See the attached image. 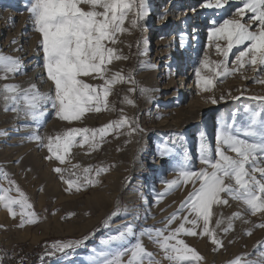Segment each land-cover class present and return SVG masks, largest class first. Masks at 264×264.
<instances>
[{"label": "rangeland", "instance_id": "rangeland-1", "mask_svg": "<svg viewBox=\"0 0 264 264\" xmlns=\"http://www.w3.org/2000/svg\"><path fill=\"white\" fill-rule=\"evenodd\" d=\"M166 1L162 0L154 5L157 13H152L151 20L147 22L150 25L146 33V22L142 24L139 21L140 26L133 28L126 21L129 31L118 35L117 44L109 45L126 58L113 60L107 66L109 71L106 75L110 78L112 74L120 72L126 82L118 81L111 85L106 109L100 112H86L79 120L71 123L55 116L56 123L42 132L45 126L41 125L37 127L38 131L19 123L15 127L6 128L13 111H6L7 106L0 98V180L2 177L6 179L3 185H0V196L21 199L20 193H23L27 203L31 205V208L24 209L19 204L12 205L15 216H11L0 202V246H21L28 250L38 248L44 252L47 263H54L57 259V264H97L102 259L101 252L108 254L131 248L139 238L146 251L153 254L155 261L159 264H170L163 258V253L157 245L147 235L141 236L140 233L145 229L165 228L168 218L177 213L181 203L193 190L191 182L185 184L181 180L171 187L166 182L177 180L181 170H199L202 167L197 153L202 133L205 139L206 131L213 136L218 121L228 124L235 121L237 126H240L251 114L256 113L259 119V114L264 113V100L255 99L264 97V82H257L264 81V70H254L252 66L237 68L228 76L218 78L210 91H205L201 86L198 88V103L195 109L180 115V109L189 102L188 95L184 98L177 97L176 100L172 99L174 94L166 98L180 88L179 77L174 78L175 87L170 90L163 88L167 80H161V76L154 77L159 66L163 64L155 60V38L159 36L157 31L160 29L156 25L158 16L161 15L162 6ZM5 2L3 9L17 12V16L13 15L8 29L16 32V25L25 20L26 30L21 32L28 34L26 40L32 41V46L42 54V58L40 36L34 31L32 19L27 11L30 0ZM23 3H26L25 7L20 6ZM237 3L238 0H232L231 6H226L224 10H206L209 11L207 13H221V18L217 20L219 23L224 18H232L231 14L235 12ZM82 7L87 10V5ZM191 21L194 20L191 18ZM192 26L189 22L186 32L184 31L188 38L191 37ZM171 32L172 30H169L168 34ZM3 38L1 35L0 49L4 50ZM201 42L194 68L206 53L212 61L222 58L216 53L212 41L210 44L213 46L207 47L206 35L202 36ZM217 42L222 46L225 43ZM145 50L147 51L144 52ZM236 51L234 48L233 54L229 55V61L235 60ZM11 54L12 52H6L7 56ZM189 67L185 63L181 70L185 73ZM234 67L236 66L232 63L228 64L230 71ZM19 76L16 74L15 78ZM81 79L93 85L103 84L102 80L90 76ZM130 79H134L136 84L127 82ZM52 88L50 84L48 91ZM129 88L136 90L129 92ZM140 89L145 91L142 93ZM213 98L216 103L211 102ZM127 100L133 103L129 104ZM53 113L52 111L51 114ZM122 117L126 118L123 126L108 128L103 134L97 131L94 136L92 131H89L85 133L88 139L83 144L81 141L84 137L75 134L68 152L60 150V154L65 157L64 163L56 160L55 138L58 135L70 128L99 130L109 122H119ZM169 118L176 120V125L166 122ZM26 129L28 132L19 133L20 130ZM33 135L43 137L45 145L48 143L47 138L52 137L53 153H49L47 147L38 141L30 139ZM209 144L215 147V135ZM161 152L165 154L161 155ZM192 152L195 153V160H191ZM47 156L52 158L45 159ZM157 156L162 160L161 167L156 163ZM170 163L173 165L172 170L164 173ZM55 168H61L62 173L55 172ZM85 168H90V171L85 173ZM73 173L75 175H72ZM67 179L75 181L71 189L64 182ZM147 185L148 188H144ZM17 188L20 193L16 191ZM224 198L228 203L214 204L209 222V228L214 230L219 245L212 244L207 235L188 236L181 233L177 237L202 257L191 264H229L236 258H239V264H264V227L258 226L264 224V212L253 215L245 211L241 202L227 196ZM21 212L25 214L23 226H20ZM29 213H35L32 217L35 222H27ZM234 213L241 215L235 218ZM185 215H188L186 210L180 211L177 218L168 225L169 229H175ZM217 219L223 221L219 226L216 225ZM199 224L197 232L202 230L203 221ZM126 225L132 226L134 234L126 236L123 241H110L111 237L125 231ZM185 227L190 228L192 225L186 224ZM225 228L229 230L225 232ZM164 234L167 235V231ZM73 241L81 243L66 247L63 251L52 247L56 242L67 244ZM129 256L130 253L123 256L122 260L126 262ZM145 264H148L147 260Z\"/></svg>", "mask_w": 264, "mask_h": 264}, {"label": "snow or ice", "instance_id": "snow-or-ice-1", "mask_svg": "<svg viewBox=\"0 0 264 264\" xmlns=\"http://www.w3.org/2000/svg\"><path fill=\"white\" fill-rule=\"evenodd\" d=\"M231 3L232 0H201L200 7L219 11L224 10L226 6L230 7ZM82 5H87V10ZM27 11L32 19L34 31L40 36L42 66L53 88L47 93H41L35 85L20 89L18 85L4 84L0 88V98L6 105L9 103L12 105L10 109L6 107L5 110H11L18 115L23 113L33 121L42 123L49 114L50 107L58 119L71 123L79 120L86 112H100L106 109L111 85L118 81L126 82L120 72L112 74L110 78L106 75L109 71L107 66L113 60L126 58L120 56L117 50L109 45L117 44L118 35L129 31L126 21L133 28L140 26L139 21L148 14L146 0H30ZM231 15L232 18H224L219 23L212 21L208 38L214 43L216 53L222 58L212 61L206 53L199 60L194 70L197 88L203 86L205 91H210L218 78L228 76L237 68L252 66L254 70H264V0H238L235 12ZM217 41L225 43L222 46ZM234 48L237 50L234 53L235 60L229 61V55L233 54ZM229 63L236 66L231 71L228 68ZM20 69L19 59L0 54V80L8 79L9 74L15 75ZM87 76L102 80L103 84L86 83L81 77ZM127 82L136 84L134 79ZM135 90L129 88L128 91ZM140 91L143 93L145 90ZM255 99L264 100V97ZM211 102L217 101L213 98ZM127 103L133 102L127 100ZM125 123L126 118L122 117L119 122H109L99 130L68 129L55 138L56 160L64 163L65 157L60 154V150L68 152L75 134L84 137L81 141L83 144L88 139L85 133L92 131L94 136L99 131L103 134L108 128L123 126ZM30 139L38 141L47 147L49 153H53L52 137L47 138L46 145L43 143L44 138L39 135H33ZM199 163L202 165L199 170H181L177 180L166 182L169 187L181 180L185 184L191 182L193 190L181 203L177 213L168 218L165 228H150L140 233L141 236L147 235L157 245L163 253V258L170 264H191L192 261L202 259L192 247L177 238L181 233L188 236L207 235L212 244L219 245L214 230L209 228V222L212 206L228 203L224 196L241 202L245 206V211L253 215L264 212V113L259 114V119L256 113L251 114L240 126H237L235 121L231 124L221 123L216 130L214 148L205 141L202 133ZM53 170L57 173L63 171L61 168ZM89 171L90 168L84 169L85 173ZM64 182L69 189L75 183L71 179ZM16 191L20 193L18 188ZM20 197L21 199H11L7 195L0 196V202L11 216H15L12 208L14 204H19L22 209L31 208L23 193H20ZM185 210L188 215L181 218L175 229H169L168 225L177 218V214ZM24 215L21 212L20 226L25 223ZM28 215L30 218L27 222H35L32 219L35 213ZM240 215L234 213L233 217L239 218ZM201 220L202 230L197 232ZM222 222L221 219H217L216 225L219 226ZM186 224L192 227L186 228ZM258 226L264 227V224ZM228 230L224 229L225 232ZM166 231L167 235L164 234ZM133 234L132 226L126 225L125 231L111 237L110 241H123L126 236ZM80 243L81 241L67 244L56 242L52 247L63 251L66 247ZM129 253L128 260L123 261L122 257ZM100 256L102 259L97 264H145V260L148 264H159L154 260L153 254L146 251L139 238L131 248L108 254L101 252ZM229 264H239V258Z\"/></svg>", "mask_w": 264, "mask_h": 264}, {"label": "bare ground", "instance_id": "bare-ground-1", "mask_svg": "<svg viewBox=\"0 0 264 264\" xmlns=\"http://www.w3.org/2000/svg\"><path fill=\"white\" fill-rule=\"evenodd\" d=\"M5 1L9 0H0V36L2 35L4 37L2 41L4 50L0 49V54L7 56L6 52H12L10 57L19 59L21 63V69L17 73L20 75L18 78H15L16 74H9L8 79L1 80L0 88H2L4 84L18 85L20 89H27L30 85H35L41 93H47L49 92L48 88H50L51 82L47 80L45 71L42 66V54L35 50V48L32 46L33 43L31 40H29V42L28 40H26L28 34L26 32H21V30L25 29V20H22V23L16 25V32H12L11 29H8L11 26V21H13V15L17 12H8L6 8L3 9V3H6ZM159 1L162 0H146L148 14L144 17L143 20H141L142 24H145L146 22V25L144 26L145 33L149 30L150 25L147 24V22L151 20L152 13L157 11V8L154 5ZM200 3L201 0H167L162 6L163 9L161 10V15L158 16L156 24L158 27H160V29L159 31H157L159 33V36L155 38L157 39V41L155 42V44H157V47L155 48V60H158V62H161L163 64L159 66L158 73H156V75L154 74V77L157 78L158 76H161V80H167V84L163 88L168 90L174 89L175 86L173 80L175 77H179L178 80L180 81V83L178 85L180 88H178V90H174L172 93L167 95L166 98H169L170 95L173 94L174 95L172 99H177V97L184 98L185 95H188L187 97L189 102L186 103V106H184L182 110L180 109V115L186 113L189 110L195 109V107L197 106L198 101L196 98H198L199 90L196 85L194 65L197 62V57L199 54L198 52L201 49L202 36L206 35L207 47H209L211 41L208 38V30L212 27V21H217L222 16V14L218 13L217 11L207 13L209 11L206 9H202L200 7ZM25 4L23 3L20 6L25 7ZM199 14L201 15L200 17ZM207 14L210 15L207 16ZM191 18L194 21H191ZM189 22H191V24L193 25L191 37L189 36L190 39L185 33L187 30V24ZM19 29L20 31H18ZM169 30H172V32L168 34ZM182 32H184V34H182ZM166 34L168 35L166 36ZM146 51L147 50H145L144 52ZM184 55L187 64L190 66L187 71H185V73L179 68V66L182 65L181 59L184 58ZM195 91L196 93H194ZM6 106L12 107L11 103L7 104ZM165 111L169 112V110ZM51 112L52 110L49 107V114L42 121V123L33 121L30 117H26L23 113H20L18 115L16 112H12V116H10L7 121L9 122V124L6 128L15 127L17 126L16 124L19 123L21 124V126L26 124L27 127L30 126L32 127L31 129L38 131L37 127L41 125L45 126L44 129L41 130L42 132H45V130H47L49 126H53V123H56L55 113L51 114ZM169 119H165L166 122H168L170 125H176V120H171V118ZM220 124V121L216 122L213 130V136H211V134L206 131L205 141L207 143H211ZM25 132H28L27 129L26 131H19V133ZM197 147L199 148V145ZM197 153H199V151ZM193 154L195 153H191V160L196 159ZM158 158L159 156H157V159ZM161 161V159H158L156 162L158 163L159 167H161ZM169 165L170 167L168 168V170H164V173L172 170L173 165L171 163ZM144 188H148V185ZM16 248H22V250L26 251L33 250H28L21 246H17ZM16 248H9L5 245H1L0 264H13L11 254H13V249ZM34 250H38V248H35ZM42 261L43 259L32 260L26 264H42Z\"/></svg>", "mask_w": 264, "mask_h": 264}, {"label": "built area", "instance_id": "built-area-1", "mask_svg": "<svg viewBox=\"0 0 264 264\" xmlns=\"http://www.w3.org/2000/svg\"><path fill=\"white\" fill-rule=\"evenodd\" d=\"M11 259H13V264H26L32 260L44 259V252L40 250L26 251L22 250V248H16L13 249Z\"/></svg>", "mask_w": 264, "mask_h": 264}, {"label": "crops", "instance_id": "crops-1", "mask_svg": "<svg viewBox=\"0 0 264 264\" xmlns=\"http://www.w3.org/2000/svg\"><path fill=\"white\" fill-rule=\"evenodd\" d=\"M6 181V179H5V177H2V179L0 180V185H3V182H5ZM46 253V252H45ZM47 257L45 256V254H44V259H43V261H42V264H54L55 262H57V259H56V261L54 262V263H52V262H49L48 261V263H47V261L45 260ZM55 264H57V263H55Z\"/></svg>", "mask_w": 264, "mask_h": 264}]
</instances>
